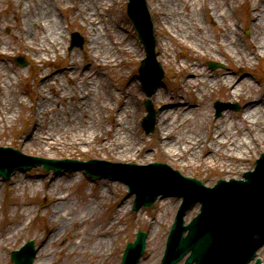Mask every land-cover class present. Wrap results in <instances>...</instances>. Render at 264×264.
<instances>
[{
    "label": "bare ground",
    "instance_id": "bare-ground-1",
    "mask_svg": "<svg viewBox=\"0 0 264 264\" xmlns=\"http://www.w3.org/2000/svg\"><path fill=\"white\" fill-rule=\"evenodd\" d=\"M31 1L26 0L24 3L27 12L23 20H16V28L23 32L26 36L25 39L32 40L37 53L47 48L43 41L56 48L60 37L63 36V31L54 8L49 0H39L35 6L36 9H31ZM149 3L150 10H155L164 24L171 27L182 41H186L190 45V49H195L202 55L219 53L225 57L226 61L230 59L242 69L251 66L254 58L264 57V0H150ZM243 3L247 4L251 12L248 19L251 33L248 37H242L238 31L237 23L230 22L234 18L236 9ZM103 4H105V0H76L70 5L64 2L62 5L66 9L73 8L84 23L85 20L90 23L91 51L96 52L97 57L99 55L105 57H109L110 54L116 55L113 52L116 42L112 40L109 33L112 26L106 25L104 30L99 26L100 22H105L103 19H98L100 17L99 10ZM207 11L214 14L212 17L217 25L214 30L217 31V28L221 27L218 31L219 37L214 35V40L212 39V30L203 18ZM215 20L217 21L215 22ZM219 21L226 24L219 26L221 23ZM119 33H121L120 27ZM105 37L111 38L112 46L110 42L105 41ZM123 39L119 37V43ZM96 44L98 45L96 46ZM168 45L167 42H163L166 53H168ZM119 47L117 48L119 54L122 50L134 51L132 42H128L124 47L121 45ZM74 58L72 57L70 63L64 67L62 76L69 83L67 86L65 85V91L59 92L65 82H62L57 69L42 71L38 98L30 106L34 121L17 138L19 143L24 144V149L31 147L40 155L46 154L53 157L59 153L60 149L75 150L76 146L82 148L84 145L98 140L100 149L109 148L116 157H119L120 161L134 159L144 162L151 158V151L155 150L170 161L175 160L176 162L182 159V165H201L204 169L212 168L225 177H230L234 173L241 172L242 163L247 159V155L257 148L259 143H264V93L260 94L261 92L255 90V82L259 83L260 81L250 71H245L244 74L238 76L232 68L228 67L220 77L213 78L211 72L204 69L188 50L183 55V63L180 64V72H183L181 85L197 86L198 79H201L202 88L197 87L202 95L208 89L212 90L216 85H221L224 89V96L228 99L233 100L235 97L243 96L242 110L239 113L228 111L219 117L214 125H218L217 121L220 120V126L215 128L213 135L207 141L203 137L202 125L190 124L191 120L202 115L199 110L203 108L206 113L209 111L205 99L191 100L186 95L167 98L168 92L158 88L152 95V100L158 108L154 136L157 148L154 149L147 143L146 137L140 135L135 129L139 93L136 89H131V83L124 91H121L117 109L110 115L111 119L108 125L104 122L102 114L103 108L108 104L107 100L101 101L99 106H95L93 100L96 92L104 87L103 78L98 75V71H93L91 66L89 67L88 64L91 62L89 58L79 65L80 67L74 63ZM169 58L166 55L165 59ZM240 61L245 63L240 64ZM106 62L109 63V59ZM4 74L5 72L0 71V79ZM43 85L48 86V91L55 95L45 92L42 89ZM248 87L254 90L250 93L245 92ZM109 90L106 92L107 98L109 95L111 97L114 95V92L112 90L109 92ZM2 95L5 100L0 104V121L5 123L9 118L15 117L17 108L8 98L7 93L2 91ZM195 114L196 116H194ZM206 116L208 118V115L202 117ZM136 174H139L136 175L139 179L143 178L142 175L149 177L151 181L156 179L152 172L146 170L137 171ZM32 175L34 174L28 172L21 174L20 177L23 180L17 179V184L25 188L29 183L26 178L33 177ZM48 175L41 173V176L35 179L37 183L33 188V191H42L43 196L49 199L48 206H50L47 213L48 219L35 236L40 242L35 262L37 264H110L108 263L110 250L114 238L119 233L118 224L122 216L128 212L132 198L118 202L116 216L112 217L105 227H101L99 224L89 232L84 227L91 216L99 214L100 204L104 198L103 190L100 189L94 199L85 201V205L80 211L75 208L70 211L68 209L75 199L68 189L78 180L76 173L67 174L68 178L66 179L61 174H51L49 180L44 179ZM42 178L48 187L44 190L38 186L39 180ZM258 182L263 190L260 193L248 192L246 195L251 199H256L264 194V178ZM112 184V182L106 183L108 187H112ZM60 187L62 188L60 189ZM135 187H139L137 181H135ZM139 190L142 194L149 193L148 187H139ZM165 199V197H161L159 200L158 211H164L161 216L147 212V215L152 216L150 223L154 237L158 235V227L161 225L162 219L176 205L175 201L165 203ZM25 206L24 213L29 214V203L26 202ZM195 211V208L189 210L186 218H193ZM82 213L84 214L82 215ZM139 216L143 218V221L149 220L141 212ZM71 224L76 229V239L74 240L67 238V228ZM23 227L22 225L15 226L11 230L9 238L20 235ZM158 237L161 239L162 235L159 234ZM69 242L72 243L71 247H69ZM164 242L165 240L160 243L164 244ZM57 245V250H53L52 248ZM227 246H232V244L229 243ZM9 247L12 246L8 238L0 239V257L3 250ZM164 248L165 245L163 248L159 247L155 250V254L158 256L154 257L152 263H157L162 257ZM220 248L230 253L229 247ZM56 253H64V255L54 258ZM89 255H92L91 260L95 259V261H89ZM199 263L206 264L208 262L202 260ZM225 263L226 260L222 262V264Z\"/></svg>",
    "mask_w": 264,
    "mask_h": 264
},
{
    "label": "rangeland",
    "instance_id": "rangeland-1",
    "mask_svg": "<svg viewBox=\"0 0 264 264\" xmlns=\"http://www.w3.org/2000/svg\"><path fill=\"white\" fill-rule=\"evenodd\" d=\"M51 6L54 8L56 16L61 25L63 31V36L59 39V44L55 47H52L46 41L43 43L46 45L42 52L37 53L36 49L33 47L34 43L31 39H25L26 36L23 32L19 31L16 26V20H23L27 9L24 6L26 0H0V71L5 72L4 76L0 79V104L5 100L2 95V91L7 93V96L10 100L13 101V105L17 108V114L15 117L9 118L6 122L0 121V145L12 146L17 149H20L22 152L31 155H38L44 157H52L45 155H40L38 152L31 147L29 149H24L23 143H19L17 138L19 135L25 131L34 121V115L32 113V108L30 106L38 98L39 95V84L41 81V74L44 70L57 69V72L60 74L62 82H65L60 91H65V85L67 86L68 81L64 78V67L68 65L72 57L74 58V63L79 66L86 61L87 58L91 60L89 67L91 66L93 71H98V75L103 78L105 84L104 87H101L99 92H96L94 100L95 106H99L101 101L107 100L108 104L103 108L102 114L104 122L110 124V115L115 113L116 106L119 103V95L121 91H124L128 84L131 83V89L137 90L139 93V104L137 106L136 114V123L135 129L140 134L146 137L147 143L156 149L157 141L155 139L156 127L153 132L147 133L142 127V119L146 115V108L144 101L148 98L145 89L142 85L141 79L139 77V65L142 59L145 57L144 45L138 37L137 31L134 28V25L127 12V3L128 0H105V4L100 7V17L99 20L103 19L105 24L100 22L99 26L103 30L105 26H112L109 33L112 36V40L116 42V47L113 49V52L116 55H109V57L96 56V52L91 51L90 41L92 40L90 36V23L83 19L73 8H63V2L66 4H71L76 0H49ZM244 1V0H241ZM32 8L36 9V5L39 3V0H32ZM147 9L152 16L154 31L157 35V59L161 62L162 67L165 70V77L160 85H157L155 91L158 88H162L168 92V97H176L179 95H186L189 99L203 100L205 99L208 104L209 111L206 113L202 108L199 112L202 115H198L195 119L191 120L190 124L194 125L196 123L202 125V133L205 140L211 137L217 126H220V120L217 121L218 125H214L215 121L218 120L223 114L228 111L233 113H239L242 110L241 100L243 96L235 97L232 102H236L240 105L239 110L227 109L223 113L216 117L215 116V107L214 101L217 99L229 101L227 97L224 96V89L221 85H216L212 90H207L203 95L198 90L202 88V80L198 79L196 85H181V80L183 72H180V64L183 63V55L187 53L188 50L191 51L193 57L202 65V67L211 72L213 78L220 77L222 72L226 68H232L238 76L244 74L245 71H250L253 73L255 78L260 81L255 82V90L264 93V57H258L253 59V64L248 66L246 69H242L238 66L236 62H232L230 59L226 61L219 53L214 55H202L197 52L195 49H190V45L182 41V39L176 35V33L169 27L167 24H164L161 18L157 15V12L151 11L149 8L150 0H145ZM250 10L246 3H243L237 8L234 14L233 20L230 22L237 23L238 31L242 37H248L251 33V29L248 23L250 16ZM214 14L209 11L206 12L204 20L208 27L212 30L214 40V35L219 37V29L214 30V27L217 25L214 23ZM217 20H215L216 22ZM219 26H224V22L219 21ZM119 27L121 28V33H119ZM175 30H177L175 28ZM73 31H79L85 38V42L82 48L75 46L73 49L69 48L71 33ZM107 34L106 31H104ZM218 33V34H217ZM108 35V34H107ZM119 37H122L123 41L119 43ZM106 38V37H105ZM107 43H111V38H106ZM128 42L133 43V50H122L119 54L120 48L126 46ZM163 42H167L169 45L168 50L166 51L163 48ZM98 44H96L97 46ZM74 55V56H73ZM166 55L170 58L166 60ZM23 57L26 61V64H19L17 62V57ZM89 56V57H88ZM109 59V63L106 60ZM222 63L223 67H217L215 69L211 68L209 62ZM244 64L245 62H239ZM80 67V66H79ZM123 71V73H122ZM97 75V76H98ZM42 89L49 93L50 91L48 86L43 85ZM112 90L114 92L113 97L109 95L107 98V91ZM109 90V92H110ZM252 90L248 87L245 92L250 93ZM57 91V93H59ZM244 92V94H246ZM51 93V92H50ZM51 95H55L51 93ZM151 101L152 96L150 97ZM61 103V102H60ZM156 112L158 111L156 103L153 101ZM62 106V103H61ZM97 108V107H95ZM99 112V111H98ZM203 115H208L202 117ZM196 116V114L194 115ZM204 123V124H202ZM208 141V140H207ZM206 141V142H207ZM54 152V151H53ZM264 152V143H259L257 148H254L248 155L247 159L242 163L241 172L237 174H232L230 177H225L222 173L214 171L212 168L204 169L201 165H182V159L178 161H170L165 158L160 153L155 150L151 151V158L146 161H136L125 160L129 162H137L147 164L152 161H163L171 165L173 168L180 170L183 174L188 176H194L203 180L207 185H213L219 178L230 179L232 177L241 178L242 171L250 170L255 167L256 159ZM55 155V154H54ZM52 158H79V159H89V158H101L106 160H111L119 162V157H116L109 148L100 149L99 141L95 140L89 145H84L82 148L76 146V149L70 150H59V153L53 156ZM144 159V158H141ZM218 160V159H217ZM122 161V162H125ZM243 171V172H244ZM34 174L28 176L26 180L29 182L24 188L17 184V179L23 180L21 174L24 173ZM76 173L77 181L69 186L68 192L71 193L75 199V202L70 206L68 210L72 211L74 208L80 211L84 207L85 201L88 199H94L97 192L103 190L104 198L100 204V212L98 215L91 216L88 223L85 225V229L90 232L94 230L100 224L101 227H105L112 217L116 216V210L118 202H121L124 199L132 198V204L129 207L128 212H126L118 224L119 233L114 238L113 245L111 247L110 258L108 263L110 264H121V259L123 251L126 247V244L129 241H133L136 237L138 230H145L148 233L147 244L144 254L142 255L139 264H159L161 258L157 263L153 262L154 257H157L158 254H155L157 248H163L166 244V239L168 235V230L172 223L174 222L175 216L177 214L178 207L182 202V198L177 196H165V203L175 201L176 205L173 210H169L167 215L162 219L161 225L158 227V235H162L159 239L158 235L154 237L152 235V226L151 219L152 216L147 215V212L157 214L161 216L164 211L159 210L160 198L164 197L160 195L156 201L150 207H141L138 211L132 210V205L134 202L135 195H131L128 192V185L121 180H113L110 178H93L90 177L84 170H62L56 172L54 170H46L43 167H33L31 169L17 170L13 173L10 179L6 180L0 175V239L8 238L10 240V245L12 247L5 248L3 254L0 257V264H14L11 260V252L14 249L20 248L24 243L33 239L35 241L36 248L38 250L40 242L35 238L38 230L44 226L48 219V206L49 199L45 198L42 194V191H33L34 184L37 183L35 179H38V176H41V173L49 174L46 180H49L51 174H61L64 178H68L67 174ZM37 174V175H35ZM16 175V177H15ZM44 179H40L38 186L40 188L47 189L48 187L44 183ZM49 182V181H48ZM113 183L112 187H108L106 183ZM62 187H60L61 189ZM58 191V189H56ZM29 203L30 211L29 214L24 213L26 209L25 203ZM48 207H47V206ZM200 204L197 203L192 208H195L196 213L200 210ZM25 208V209H24ZM191 208V209H192ZM186 212L185 221L189 222L191 218H186L189 210ZM156 211V213H155ZM26 212V211H25ZM140 212L144 217H148L149 220L143 221V218L139 216ZM37 213V214H36ZM85 213V212H84ZM82 213V215L84 214ZM26 215H28L26 217ZM149 221V222H148ZM159 224V223H158ZM24 226L21 229L20 235L15 236L14 238H9L11 230L17 226ZM99 229V228H98ZM97 230V229H96ZM67 238L68 240L76 239V229L71 224L67 228ZM165 240L164 244L160 243ZM69 247L72 246V243L69 242ZM58 245L53 247V250H57ZM160 250V249H159ZM163 250V249H162ZM63 256L64 253H56L54 258L58 256ZM259 255L264 257V251L259 250ZM92 255H89V261L91 260ZM36 256L34 258V264ZM108 260V259H107ZM184 259H182L177 264H183Z\"/></svg>",
    "mask_w": 264,
    "mask_h": 264
},
{
    "label": "water",
    "instance_id": "water-1",
    "mask_svg": "<svg viewBox=\"0 0 264 264\" xmlns=\"http://www.w3.org/2000/svg\"><path fill=\"white\" fill-rule=\"evenodd\" d=\"M128 11L146 47L147 57L143 60L140 70H141V75L143 77L145 86L147 87V93L148 95H150L152 94L154 87L161 82V79L164 76L163 69L161 68L160 63L156 61L155 36L153 35L152 25L150 23V19L147 14L144 0H130ZM81 42L82 41L80 40L79 44H81ZM150 79H154V81L150 83ZM145 103L148 109V114L143 120V125L146 128V131L150 132V131H153L154 129L156 114H155V110L153 108L151 101L148 99L146 100ZM217 105L219 106L218 110L220 112L223 108L228 106V103H218ZM18 155L20 156L22 155L23 159L18 160L17 159ZM263 157H264V154H263ZM261 161L262 159L260 160V162ZM98 162L99 161H95V160H90L87 162L77 161V160L72 161L69 159L57 160V159L45 158V157H39V156L24 155L23 153H21V151L17 149H13L11 147H0V174L4 175L7 179L10 178L12 171L16 170L17 168L22 169L24 167H31L35 165H41V164H43L44 167L47 169L53 168L56 171H60L63 168L68 169V168H74V167H78V168L86 167L90 173L96 174L97 176H103L104 175L103 173H95L91 169L92 166ZM128 166L137 167V165H128ZM150 167L155 168V170L157 169L158 172L165 171L166 173H163L164 176H168L167 174L168 171L171 172V170L167 168L166 164L153 163L152 165H150ZM175 174L180 175L178 171H176ZM247 174H248V178H250L253 173H247ZM113 176L115 178L124 179L130 184V191L137 192L138 197L134 205L135 210H137L141 204L150 205L160 193L168 194L166 189L164 188L165 184L163 185L162 182L159 183L161 185L159 188L152 189V186H153V183H155V180L153 179L151 181L150 178L149 177L147 178L146 176L139 179V177H136V175L131 172H129L126 175H119V176L113 175ZM184 180L189 181L191 182V184L196 186L197 187L196 190L198 194H203V193H206V191L211 190L208 188L207 189L202 188L203 183L199 180H196L193 178H187V177H184ZM135 181L139 183V187H148L150 194L149 193L142 194L139 190V187H135ZM222 182L223 181L220 180L216 189L220 187L219 185ZM179 193H183V192H179ZM195 201L196 200H192L188 202V200L186 199L185 201L186 204L184 203L185 205L181 206L177 222L175 223V225L173 226L171 230L170 238L173 235L174 231H176L177 229L183 226L182 217L185 213V210ZM185 227L187 228L188 226H185ZM190 227L191 226H189V228ZM191 229H192L191 237L184 240V242L187 244L188 247L191 246V249L193 248V252L191 256L189 257V261L187 262V264L188 263L190 264L193 262L197 263L198 259L200 258V255L207 252V245L210 242L209 238L207 237H204V236L195 237L193 235L194 227H192ZM145 239H146V233L144 231H140L136 239V242L128 244L127 250L124 254L122 264H137V261L140 255L144 251ZM253 249L254 247L250 251L249 250L245 251L243 256H241L240 258L241 260L237 259L236 263L237 264H247L249 259L255 255V251ZM35 252L36 250L34 248V243L33 241H30L25 246H23L20 250L14 251L13 258L17 264H33V257L35 255ZM176 260L171 262L170 264L175 263ZM261 263H262V259L258 258L256 264H261Z\"/></svg>",
    "mask_w": 264,
    "mask_h": 264
}]
</instances>
